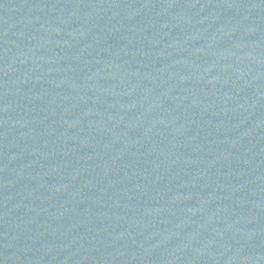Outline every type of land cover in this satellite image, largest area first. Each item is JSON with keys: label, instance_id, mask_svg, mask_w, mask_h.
I'll use <instances>...</instances> for the list:
<instances>
[{"label": "water", "instance_id": "95a60500", "mask_svg": "<svg viewBox=\"0 0 264 264\" xmlns=\"http://www.w3.org/2000/svg\"><path fill=\"white\" fill-rule=\"evenodd\" d=\"M263 233L264 0H0V264Z\"/></svg>", "mask_w": 264, "mask_h": 264}]
</instances>
